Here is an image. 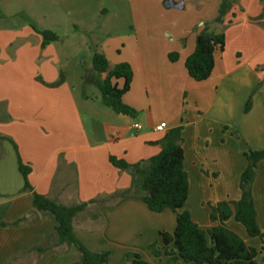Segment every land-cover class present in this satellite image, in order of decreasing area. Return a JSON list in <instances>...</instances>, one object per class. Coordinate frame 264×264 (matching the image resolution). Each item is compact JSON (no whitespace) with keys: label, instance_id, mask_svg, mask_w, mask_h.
<instances>
[{"label":"crops","instance_id":"0c3cea01","mask_svg":"<svg viewBox=\"0 0 264 264\" xmlns=\"http://www.w3.org/2000/svg\"><path fill=\"white\" fill-rule=\"evenodd\" d=\"M62 1L57 0L58 5ZM127 1L133 26L126 44L87 50L90 58L94 51L104 54L110 66H130L132 79L122 101L136 112L134 118L115 114L94 92L81 91L83 75L92 71L91 67L80 69L76 45L54 42L41 47L39 35L30 28L34 23L44 30L41 21L35 23L34 14L24 9L31 0L11 4L0 0V222L4 224L0 226V264L76 261L78 252L66 244L45 256L32 252L57 226L51 213L35 212L33 193L58 205L74 206L127 190L130 176L114 168L109 158L129 165L145 161L159 152L156 143L176 127H181L183 169L188 178L183 210L193 222L202 228L215 226L205 203L240 199L244 153L247 148L257 149L247 140L250 115L258 114L264 125V18L254 21L263 13L264 1L238 0L240 14L234 15L231 24L230 15L221 24L214 21L220 0H173L183 2L180 10H187L188 2L197 3L190 8L195 14L188 21L166 11L165 0ZM18 15L26 19L23 26L14 23ZM74 28L78 31L80 25ZM204 28L224 34L225 46L214 55L210 76L195 82L188 77L184 62ZM171 53L177 55L175 62L168 59ZM248 98L251 109L243 115ZM135 123L138 129L133 128ZM161 123L163 130L155 131ZM18 160L31 169V191H23ZM260 161L258 166L264 158ZM255 178L256 173L251 195L256 223L264 235V221L259 217V209H264V185L258 189ZM21 219L24 222L15 224ZM225 225L259 250L263 256L258 263L264 264L261 241L251 240L232 217ZM174 227L170 210L153 213L141 200L130 198L100 211L88 204L74 217L72 233L87 250L108 252V264H129L128 252L150 264H183L155 259L148 251L159 232L171 233Z\"/></svg>","mask_w":264,"mask_h":264},{"label":"trees","instance_id":"16d2710c","mask_svg":"<svg viewBox=\"0 0 264 264\" xmlns=\"http://www.w3.org/2000/svg\"><path fill=\"white\" fill-rule=\"evenodd\" d=\"M238 0H220L214 21L223 23L236 6ZM264 1V0H262ZM263 13L254 21L262 20ZM30 28L41 39V47L57 42L59 37L50 30L37 29L30 23ZM225 46L224 34L208 32L206 28L196 36L193 52L186 58L184 68L190 79L195 82L205 81L214 66V55L222 52ZM170 62L177 60V55H168ZM92 75H83V85H94L100 94L102 104L115 114L134 118L136 112L125 105L123 95L129 90L132 71L128 64L120 63L110 66L104 54L94 51L91 58ZM120 82V84H119ZM250 98L245 105L249 109ZM2 139V138H0ZM181 127L168 130L156 143L159 152L145 161L129 165L122 160L109 158L110 164L130 176L127 190L114 193L104 199L81 203L74 206H62L51 199L33 193L32 207L35 212H49L55 218L57 226L43 242L32 252L45 256L53 248L66 244L73 246L79 256L72 264H108V252H91L73 235L74 217L83 212L88 204L97 205L99 211L112 207L127 199L141 200L150 212L161 213L170 210L175 218V227L171 233L161 231L158 239L148 245L150 255L155 259L165 258L166 263L181 261L183 264H259L258 252L248 246L225 222L233 218L245 230L250 238H258L264 251V235L256 223V213L251 195V185L255 176L257 163L264 158V151L249 150L244 153L246 167L240 181V199L236 202L217 203L210 207L209 219L215 226L202 228L193 222L189 212L183 210L188 198V178L183 169V150L181 148ZM18 172L23 179V191H31L28 176L31 169L20 160ZM24 222L19 220L15 224ZM0 226H4L0 222ZM129 264H150L137 253L128 252Z\"/></svg>","mask_w":264,"mask_h":264},{"label":"rangeland","instance_id":"374dc122","mask_svg":"<svg viewBox=\"0 0 264 264\" xmlns=\"http://www.w3.org/2000/svg\"><path fill=\"white\" fill-rule=\"evenodd\" d=\"M13 2L16 3V0H10V4ZM196 4L197 3L188 2L187 10L166 9V11L176 12L183 16L184 21H188V19L193 17L195 14L190 8H195ZM26 8L29 10L30 14H34L33 18L35 23L37 22V24H39L41 21V26L44 30H50L59 37L57 45H59V43H70L72 46L75 47L76 45V48L80 49L75 60L81 62L80 69L83 71H86L87 68L91 67V58L87 48L93 49L92 47L96 45L108 47L114 43H117L118 46H120L121 42V44H126L127 36L131 33L133 26V14L131 6L127 0H63L60 5H58L57 0H31V2L24 4V9ZM3 9L4 7L1 8V12H3ZM239 14L240 12L235 6V9H233V11L229 14L230 20L228 21V24H231L234 15ZM152 15L150 20L153 19ZM24 19V16L18 15L13 20L17 25L23 26L26 20ZM249 20L253 22L251 19ZM76 25H80L78 31L74 28ZM83 29H91V32L89 33ZM149 38L150 35L148 36V39ZM81 89L83 93L84 91L89 94L94 92L97 97L100 98L99 91L95 86L83 85ZM248 100L249 98L247 101ZM247 101L244 104V107H242L243 115H247L251 109L250 101V106L248 107L249 109H247V111L244 110ZM183 106H185V104H183ZM177 107L178 105H176V109ZM179 120L180 116L178 118V122ZM261 121L262 120L258 114L250 115L249 117L248 123H250L249 131L251 133L249 134V137H247V140L250 147L257 148L252 151H264V125H261ZM247 149L246 151H249V149ZM1 153L0 149V156L3 154ZM260 162H262V160ZM263 168L264 164L262 166L257 165L255 171L257 175V178H255L256 186L258 189L264 185V183H262L264 180ZM205 206L210 214V207L214 205L211 203H205ZM259 217L261 222H263V208L259 209ZM209 221L211 224H216L211 222L210 219ZM251 240L259 241L256 238H251ZM257 252L258 254L256 260L261 263L263 255L259 250H257Z\"/></svg>","mask_w":264,"mask_h":264},{"label":"water","instance_id":"95a60500","mask_svg":"<svg viewBox=\"0 0 264 264\" xmlns=\"http://www.w3.org/2000/svg\"><path fill=\"white\" fill-rule=\"evenodd\" d=\"M163 6L166 9L180 10V9H183V2H181V1L174 2L173 0H165L163 3Z\"/></svg>","mask_w":264,"mask_h":264},{"label":"built area","instance_id":"2783aa9c","mask_svg":"<svg viewBox=\"0 0 264 264\" xmlns=\"http://www.w3.org/2000/svg\"><path fill=\"white\" fill-rule=\"evenodd\" d=\"M165 124L164 123H161L160 125L156 126L155 127V131H162L163 128H164ZM133 128L134 129H138V125L135 123L133 124Z\"/></svg>","mask_w":264,"mask_h":264}]
</instances>
